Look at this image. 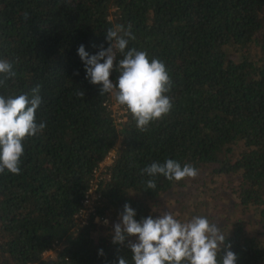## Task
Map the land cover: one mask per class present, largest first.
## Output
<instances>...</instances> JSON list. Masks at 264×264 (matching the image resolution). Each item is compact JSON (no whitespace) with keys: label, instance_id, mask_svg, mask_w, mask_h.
Wrapping results in <instances>:
<instances>
[{"label":"trees","instance_id":"1","mask_svg":"<svg viewBox=\"0 0 264 264\" xmlns=\"http://www.w3.org/2000/svg\"><path fill=\"white\" fill-rule=\"evenodd\" d=\"M117 24H131L128 47L163 61L172 80L171 112L144 132L130 113L112 117L77 53L107 48ZM0 59L16 72L0 95L31 98L39 86L36 120L46 123L23 142L20 174L0 175V264H132L128 241L112 243L114 223L126 203L137 221L154 218L151 202L185 186L158 175L147 189L142 170L166 159L239 176L238 204L260 229L250 237L237 224L224 243L236 264H264V0H0ZM115 149L97 213L81 227L93 174Z\"/></svg>","mask_w":264,"mask_h":264},{"label":"clouds","instance_id":"2","mask_svg":"<svg viewBox=\"0 0 264 264\" xmlns=\"http://www.w3.org/2000/svg\"><path fill=\"white\" fill-rule=\"evenodd\" d=\"M23 16L29 19L27 11ZM129 39H135L131 24L127 29L117 24L106 30L107 48L101 45L96 54L90 55L81 44L77 53L84 64L85 79L100 86L101 96L111 94L115 102L130 113L136 128L144 132L150 123L162 120L171 112L173 103L167 93L171 91L172 80L163 61L157 58L150 61L146 51L129 48ZM118 54L123 58L115 63ZM113 70L119 73L116 83L110 80ZM15 76L13 64L0 59V87H7L6 81ZM39 91V86L33 88L31 98L27 93L7 98L0 95V175L20 174L23 142L43 133L46 128L45 122L36 120V111L42 103ZM77 94L85 95L84 92ZM142 173L151 177L146 181L147 189L156 188L154 178L158 175L177 182L198 175L195 167L181 166L174 159L153 162ZM135 216L136 211L126 203L112 234L113 244L123 245L128 241L132 264H236L237 254L229 250L230 244L225 245L226 236L207 217L193 216L181 221L170 211L162 212L157 218L148 216L139 221ZM221 248L225 249V254L218 260ZM98 255H104L103 249L98 250ZM118 264L129 262L119 257Z\"/></svg>","mask_w":264,"mask_h":264},{"label":"rangeland","instance_id":"3","mask_svg":"<svg viewBox=\"0 0 264 264\" xmlns=\"http://www.w3.org/2000/svg\"><path fill=\"white\" fill-rule=\"evenodd\" d=\"M114 8L110 16L115 17ZM212 167L198 171L195 178H187L185 186L177 191L163 195L158 201L151 202L152 214L157 218L164 211L172 212L177 219L186 221L193 216H204L220 227L227 236L240 224L248 236L257 235L260 229L254 210L244 211L236 197L239 176L222 178L212 173ZM119 222L116 218L114 225ZM135 241V238L132 237ZM47 256H53L48 253Z\"/></svg>","mask_w":264,"mask_h":264},{"label":"built area","instance_id":"4","mask_svg":"<svg viewBox=\"0 0 264 264\" xmlns=\"http://www.w3.org/2000/svg\"><path fill=\"white\" fill-rule=\"evenodd\" d=\"M116 11L117 9L114 8V12ZM111 18L112 17L110 16L109 19L111 20ZM112 82L115 83L114 81ZM108 95L110 99L109 101H106L104 105L111 112L112 117H114L118 123L120 124L124 123L125 121H127L129 112L126 110L124 106L118 105L115 102L114 98L111 96V94H108ZM119 147L120 145H118L117 148ZM117 153H118L117 149L111 151L108 154V156L105 158V160L102 162V164L99 166V168L96 169L93 174V178L90 182V187L87 190L88 192L86 193V196L84 197L83 208L80 211L79 215L77 216V219L79 220L81 227L87 225L88 220H89L88 218L90 216H95L97 213L96 210H97L98 205L100 204V198H101L100 183L105 180L108 170H110L111 166L114 164L117 158V155H118ZM105 220L108 221V219H104L101 221L102 224L108 225L109 221L107 224H105L104 223Z\"/></svg>","mask_w":264,"mask_h":264}]
</instances>
